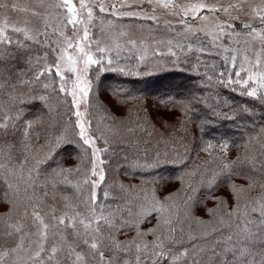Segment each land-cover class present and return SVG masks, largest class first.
Masks as SVG:
<instances>
[{
    "label": "snow or ice",
    "instance_id": "6c2138e0",
    "mask_svg": "<svg viewBox=\"0 0 264 264\" xmlns=\"http://www.w3.org/2000/svg\"><path fill=\"white\" fill-rule=\"evenodd\" d=\"M146 2L152 5L151 12L142 7L138 11H120L132 4L105 0H38L32 8L0 0V10L27 12L40 21L36 24L25 20L24 26H18L9 23L6 16L0 19V64L24 59L27 65L17 71L20 78L15 84L11 75L5 78L0 72V92L7 87L15 92L19 86L35 93L34 86L39 85V99L46 107L50 108L48 102L55 95L68 104V112L75 117L74 123L69 119L62 131L52 127L44 144L34 149L35 141L41 137L34 131L38 121L25 119L23 109L15 103L0 104V190L6 187V196L11 193V207L0 216L4 225L0 239L5 241L0 246V264H264V142H259L264 126L248 142H259L256 151L246 150L243 157L237 156L215 169H196L180 177L182 185L187 177H197V181L186 185L183 211L180 205L168 203L178 193L160 201L147 189L139 190L143 192L141 196L135 186L120 184L119 192H115V186L107 184L105 165L109 161L104 157L110 149L97 146L98 141L107 144L108 140L95 121V112L90 111L95 107L90 98L94 90L92 73L139 74L119 66L121 53L138 45L127 32L114 31L115 24L109 17L152 21L159 28L161 16L156 8H162L166 16L178 19L175 23L164 20L163 26L174 37L167 41V52L156 50L154 55L188 62L199 54L195 56L197 63L212 69L211 74L205 73L206 85L215 81L264 104V7H253L250 20L244 22L232 12L244 11L246 0L228 4L201 0L186 6L173 0ZM138 3L142 5L145 0ZM208 14L215 17L211 28ZM221 14L230 23L220 21ZM69 27L72 36L66 35ZM97 28L102 36L109 35V41L95 37ZM240 28L246 31L241 33ZM241 35L244 47L240 45ZM144 52L137 57L140 63L147 59L146 48ZM205 56H219L222 64H209ZM197 105L207 107L209 120L215 116L217 105L211 95L193 97L185 111ZM17 136L19 154L5 139ZM66 144L82 152L76 168H54L49 172L42 167L54 159L56 149ZM229 147L227 142L221 145L225 158ZM39 152L46 154L38 158ZM164 160L157 153L154 164L142 167L152 168ZM234 175L247 179L248 185H230L236 204L223 213L220 227L201 237L188 234L186 238L182 216L190 215V193L197 190L194 184L206 185L210 193L218 182H226ZM257 187V195L241 204L243 194ZM68 188L74 190L72 195L66 194ZM57 192L63 194L60 201ZM225 207L224 201L217 198V208L208 212L216 216ZM150 219L156 223L144 228ZM209 241L210 247L206 246Z\"/></svg>",
    "mask_w": 264,
    "mask_h": 264
},
{
    "label": "trees",
    "instance_id": "16d2710c",
    "mask_svg": "<svg viewBox=\"0 0 264 264\" xmlns=\"http://www.w3.org/2000/svg\"><path fill=\"white\" fill-rule=\"evenodd\" d=\"M239 31L245 30L240 28ZM196 55L199 54L185 62L183 59L153 54L140 63L136 53H121L119 66L127 72L139 74H122L119 71L98 75L92 73L94 90L90 98L95 107L90 111L95 112V121L108 140L107 144L103 141L97 143L101 148L110 149L104 157L109 161L105 165L108 169L106 179L108 185L115 186V192H119L120 184L135 186L141 196L143 192L139 190L147 189L149 195L154 194L160 201L178 193L168 203L180 205L183 211L186 185L197 181L195 176L187 177L182 185L180 177L184 173L196 169H215L218 165L235 160L237 156L243 157L246 150L249 153L256 151L259 142H264V134H261L259 142L248 143L264 126V104L217 85L215 81L210 86L206 85L205 73L211 74L212 69L198 64ZM203 59L209 64H222L219 56H205ZM26 68L24 59L0 64V72L5 78L11 75L13 84L20 78L16 75L17 71ZM34 87L35 93L29 87L21 89L18 86L15 92L7 87L0 92V104L15 103L23 109L25 119L38 121L34 131L40 133L41 137L35 141L33 148L39 149L52 127L57 132L62 131L69 119L74 123L75 117L68 112V104L62 103L55 95L48 102L50 108L46 107L39 99L41 87ZM210 95L217 105L212 119H208L210 113L206 106L197 105L185 111L193 97L208 98ZM109 128L111 131H108ZM5 139L14 145L13 151L19 154V136ZM225 142L230 145L226 158L220 150ZM209 144L211 148H208ZM205 148L208 150L204 151ZM157 153L165 160L152 168L142 167L154 164ZM45 154L39 152L38 158ZM81 156V150L75 145H62L56 149L54 159L42 167L48 168L49 172L61 167L74 169L80 164ZM232 184L247 188L248 180L234 175L226 182H218L210 193L206 185L201 186L199 182L194 184L197 190L190 193L193 196V201L189 202L190 215L186 218L182 216L186 238L188 234L201 237L220 227L219 220L223 213L231 211L236 204L230 187ZM258 191L259 187L244 193L241 204L255 197ZM6 192V187L0 190V216H4L11 207L8 203L11 193L6 196ZM73 192L72 188H68L66 194L72 195ZM56 195L60 201L63 194L57 192ZM217 198L224 201L226 207L213 216L208 209L217 208ZM155 223V219H150L143 227L151 228ZM3 226V222H0V229ZM4 243L0 239V246ZM206 246L210 247L211 241Z\"/></svg>",
    "mask_w": 264,
    "mask_h": 264
},
{
    "label": "rangeland",
    "instance_id": "374dc122",
    "mask_svg": "<svg viewBox=\"0 0 264 264\" xmlns=\"http://www.w3.org/2000/svg\"><path fill=\"white\" fill-rule=\"evenodd\" d=\"M9 5L12 3H16L18 7L20 8H32L35 7L38 3V0H7ZM47 2V0H46ZM75 3H78V0H74ZM107 3H125L132 4L131 8H128L127 6L121 7L120 11H138L142 7L145 11L151 12L152 11V5H149L146 0L145 3L140 5L137 2H134V0H105ZM174 3L180 5V6H186L191 3H200L201 0H173ZM221 4H228V3H234L236 0H220ZM256 6L264 7V0H246V3L244 4V11L237 12L233 11L232 15H235L238 17L239 21L248 22L251 18V9ZM156 12L158 15L161 16V26L159 28L156 27L155 24L152 23V21H144V20H137V19H130V18H124L120 20H116L115 18L109 17V19H113V23L115 24L114 31H125L128 33V37L131 39H134L137 41V48L126 50L122 53H130L134 52L138 56L145 55L144 49H147V57L152 56L156 50H159L160 52H167L168 51V45L167 41L169 39H172L174 37V33L169 31L163 26L164 20L168 19L173 21L175 23L178 19L176 16L168 15L166 16L164 13V10L162 8L157 7ZM209 15V24L208 27H213L215 23V17ZM9 18V23H16L18 26H24V21L29 20L33 23L39 24L40 21H38L36 18L31 17L30 13L27 12H20V11H11V9H5L0 10V19L3 17ZM220 21H224L226 23H230V21H227L225 16L223 14L219 17ZM29 26H32L31 24ZM152 29V31H150ZM95 37L102 39L104 41H109L110 37L107 33H105L103 36L101 35V32L99 28L95 29ZM177 32L180 31L179 28L176 29ZM246 31V30H245ZM244 31V32H245ZM67 36H72L73 32L72 29L69 27L65 30ZM241 32V31H240ZM241 32V33H244ZM82 34V32H81ZM127 38V37H126ZM240 45L241 47H244V36H240ZM235 47V44L232 45ZM98 147H101L97 143Z\"/></svg>",
    "mask_w": 264,
    "mask_h": 264
}]
</instances>
